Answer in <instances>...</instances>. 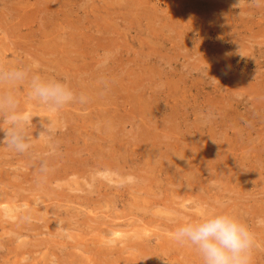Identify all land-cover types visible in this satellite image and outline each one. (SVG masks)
I'll list each match as a JSON object with an SVG mask.
<instances>
[{"label": "rangeland", "instance_id": "1", "mask_svg": "<svg viewBox=\"0 0 264 264\" xmlns=\"http://www.w3.org/2000/svg\"><path fill=\"white\" fill-rule=\"evenodd\" d=\"M236 2L0 0V62L87 97L53 114L17 90L59 149L38 181L0 144V264H199L172 233L207 211L246 223L264 264V6Z\"/></svg>", "mask_w": 264, "mask_h": 264}, {"label": "clouds", "instance_id": "2", "mask_svg": "<svg viewBox=\"0 0 264 264\" xmlns=\"http://www.w3.org/2000/svg\"><path fill=\"white\" fill-rule=\"evenodd\" d=\"M240 3L241 0H237L235 5L238 12ZM249 6H264V0H249ZM113 55L114 52L109 51L102 53L97 68L106 66ZM38 67L37 64L29 67L0 62V133L3 134L0 144L14 153L27 155L39 181L50 171L49 158L58 154L59 145L55 138L58 129L51 120L40 119L41 130L34 138V115L23 110L17 90L22 87L25 101L53 114L72 103L83 104L87 97L75 93L65 80L39 74L35 71ZM225 68L229 70V66ZM99 83L105 88L108 86L103 78ZM214 118L211 110L199 114L203 126H207ZM37 142L42 144L44 152L33 150ZM127 179L129 182L134 180L131 176ZM172 235L179 244L195 251L199 264H252L251 253L256 247L254 233L246 223L232 214L201 212L197 218L179 223Z\"/></svg>", "mask_w": 264, "mask_h": 264}, {"label": "bare ground", "instance_id": "3", "mask_svg": "<svg viewBox=\"0 0 264 264\" xmlns=\"http://www.w3.org/2000/svg\"><path fill=\"white\" fill-rule=\"evenodd\" d=\"M248 2V1H247ZM37 6V5H36ZM98 153V152H97ZM69 167V166H68ZM55 170V169H54ZM54 172V171H53ZM10 176V175H9ZM54 182V181H53ZM14 186V185H13ZM36 187V186H35ZM31 190V189H30ZM36 190V189H35ZM19 191V190H18ZM48 195V194H47ZM4 196V195H3ZM9 199V198H8ZM12 199V198H11ZM11 202V200H10ZM14 202V201H13ZM4 207V206H3ZM20 208V207H19ZM10 211V210H9ZM14 214V213H13ZM13 217V216H12ZM115 225V224H114ZM125 225V224H124ZM117 226V225H116ZM112 227V226H111ZM126 227V226H125ZM113 231V230H112ZM117 232V231H116ZM119 233V232H118ZM93 246V245H92ZM98 260V259H97ZM261 262V261H260Z\"/></svg>", "mask_w": 264, "mask_h": 264}]
</instances>
